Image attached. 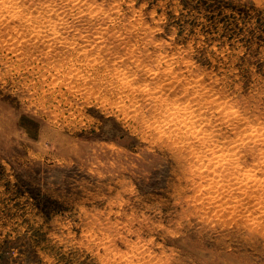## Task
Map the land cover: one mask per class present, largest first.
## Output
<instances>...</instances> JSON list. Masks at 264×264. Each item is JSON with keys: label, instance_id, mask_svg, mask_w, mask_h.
Wrapping results in <instances>:
<instances>
[{"label": "rangeland", "instance_id": "rangeland-1", "mask_svg": "<svg viewBox=\"0 0 264 264\" xmlns=\"http://www.w3.org/2000/svg\"><path fill=\"white\" fill-rule=\"evenodd\" d=\"M8 1L0 264H264V0Z\"/></svg>", "mask_w": 264, "mask_h": 264}, {"label": "bare ground", "instance_id": "bare-ground-1", "mask_svg": "<svg viewBox=\"0 0 264 264\" xmlns=\"http://www.w3.org/2000/svg\"><path fill=\"white\" fill-rule=\"evenodd\" d=\"M7 1L8 0H1L0 1V8L2 7V6H4L6 3H7ZM54 1V0H53ZM58 1V0H57ZM65 1V0H64ZM9 3H10V1H8ZM14 2V1H13ZM47 2V1H46ZM66 2V1H65ZM77 2V1H76ZM12 3V2H11ZM54 3V2H53ZM73 3H75V2H73ZM78 3V2H77ZM76 3V4H77ZM46 4V3H45ZM61 4V3H60ZM44 5V4H43ZM63 5V4H62ZM118 5V4H117ZM10 6V5H9ZM8 6V7H9ZM13 6V5H12ZM18 6V5H17ZM54 6V5H53ZM15 7V6H14ZM81 8V7H80ZM120 8V7H119ZM11 9V8H10ZM63 9V8H62ZM93 9V8H92ZM102 9V6H101V8H100V10ZM83 10V9H82ZM94 10V9H93ZM22 11V10H21ZM31 11V10H30ZM43 11V10H42ZM52 11H54V10H52ZM10 12V11H9ZM27 12V11H26ZM77 12V11H76ZM94 12V11H93ZM19 12H17V14H18ZM45 13V12H44ZM47 13H48V11H47ZM83 13H84V11H83ZM100 13V12H99ZM124 13V12H123ZM13 14V13H12ZM59 14V13H58ZM65 14V13H64ZM63 14V15H64ZM79 14V13H78ZM91 14V13H90ZM89 14V15H90ZM11 15V14H10ZM31 15V14H30ZM13 16V15H12ZM15 17V16H14ZM13 17V18H14ZM20 17V16H19ZM37 17V16H36ZM60 17H62L61 15H60ZM24 18V17H23ZM67 18V17H66ZM78 18V17H77ZM20 19V18H19ZM62 19V18H61ZM40 20V19H39ZM55 21V20H54ZM59 21V20H58ZM57 21V22H58ZM68 20H66V22H67ZM50 22V21H49ZM62 22V21H61ZM5 23V22H4ZM40 23V22H39ZM135 23V22H134ZM41 25V24H40ZM86 25V24H85ZM39 26V25H38ZM125 27V26H124ZM123 27V28H124ZM132 28V27H131ZM94 29V28H93ZM104 30V29H103ZM126 31V30H125ZM97 32H98V30H97ZM37 33H39V32H37ZM96 33V32H95ZM23 34V33H22ZM124 34V33H123ZM122 34V35H123ZM25 36V35H24ZM124 36V35H123ZM154 36V35H153ZM17 37V36H16ZM34 37H36V36H34ZM39 37V36H38ZM25 38V37H24ZM32 38V37H31ZM20 39V38H19ZM28 40V39H27ZM26 40V41H27ZM37 40V39H36ZM52 39H50V41H51ZM71 40V39H70ZM99 40V39H98ZM89 42V41H88ZM155 42V41H154ZM76 43V42H75ZM95 43V42H94ZM74 44V43H73ZM94 45V44H93ZM92 45V46H93ZM54 46V45H53ZM77 46V45H76ZM68 47V46H67ZM94 47V46H93ZM49 48H50V46H49ZM80 52V51H79ZM90 52H91V50H90ZM85 54V53H84ZM94 56V55H93ZM91 58V57H90ZM95 58V57H94ZM93 59V58H92ZM177 63V62H176ZM52 64V63H51ZM169 64V63H168ZM173 64V63H172ZM70 67V66H69ZM52 68V67H51ZM53 68H54V66H53ZM172 68V67H171ZM147 69V68H146ZM56 70H57V68H56ZM150 70V69H149ZM68 71V70H67ZM150 72H154V71H150ZM167 72V71H166ZM77 73V72H76ZM165 76V75H164ZM178 76V75H177ZM76 77V76H75ZM175 78H176V76H175ZM65 80V79H64ZM163 80V79H162ZM165 80V79H164ZM196 80V79H195ZM189 82V81H188ZM174 84V83H173ZM175 85V84H174ZM161 86V85H160ZM202 86V85H201ZM169 87V86H168ZM187 87V86H186ZM172 88V87H171ZM194 92V91H193ZM185 96V95H184ZM190 97V96H189ZM188 97V98H189ZM196 97V96H195ZM216 100H217V98H216ZM219 101V100H218ZM189 103V102H188ZM187 103V104H188ZM207 104V103H206ZM174 105H175V103H174ZM179 105V104H178ZM220 105V104H219ZM222 105V104H221ZM140 106V105H139ZM176 106V105H175ZM179 107V106H178ZM167 108V107H166ZM131 109V108H130ZM170 109V108H169ZM177 109V108H176ZM213 109V108H212ZM227 109V108H226ZM235 109V108H234ZM168 110V109H167ZM172 110H174L173 108H172ZM222 110V109H221ZM179 111H180V109H179ZM185 111V110H184ZM225 111V110H224ZM140 112V111H139ZM221 112V111H220ZM239 112V111H238ZM176 113V112H175ZM188 113V112H187ZM186 113V114H187ZM195 113V112H194ZM212 113V112H211ZM172 114V113H171ZM141 115H143V114H141ZM229 115V114H228ZM171 116V115H170ZM173 116V115H172ZM178 116H180V114L178 115ZM200 116V115H199ZM237 116V115H236ZM169 117V116H168ZM176 117V116H175ZM174 117V118H175ZM195 117V116H194ZM198 117V116H197ZM228 117V116H227ZM172 118V117H171ZM179 118V117H178ZM196 118V117H195ZM199 119V118H198ZM197 119V120H198ZM188 120V119H187ZM180 121V120H179ZM233 121V120H232ZM172 122V121H171ZM184 122V121H183ZM228 122V121H227ZM189 123V122H188ZM203 123V122H202ZM208 123V122H207ZM214 123V122H213ZM233 123V122H232ZM235 123V122H234ZM255 123V122H254ZM215 124V123H214ZM236 124V123H235ZM234 125V124H233ZM255 125V124H254ZM189 126V125H188ZM197 126V125H196ZM205 126H206V124H205ZM221 126V125H220ZM236 126V125H235ZM247 127V126H246ZM242 128V127H241ZM256 128V127H255ZM191 129V128H190ZM260 129V128H259ZM183 130V129H182ZM248 130V129H247ZM251 130V129H250ZM261 131H262V129H261ZM187 132V131H186ZM195 133H197V132H195ZM203 133H204V131H203ZM217 133V132H216ZM247 133V132H246ZM251 133H252V131H251ZM200 134H201V132H200ZM199 134V135H200ZM244 134V133H243ZM242 134V135H243ZM262 134V133H261ZM242 135H241V137H242ZM249 135V134H248ZM218 136V135H217ZM256 136V135H255ZM228 137H230V136H228ZM251 137V136H250ZM249 137V138H250ZM257 137V136H256ZM260 137V136H259ZM207 138V137H206ZM201 139H203V138H201ZM218 139V138H217ZM235 140V139H234ZM241 140H243V139H241ZM203 141V140H202ZM240 141V140H239ZM205 142V141H204ZM237 142V141H236ZM233 143V142H232ZM191 144V143H190ZM225 144V143H224ZM192 146V145H191ZM198 146V145H197ZM200 146V145H199ZM209 146V145H208ZM214 146V145H213ZM217 146V145H216ZM220 146V145H219ZM228 146V145H227ZM214 148V147H213ZM221 148V147H220ZM225 148V147H224ZM222 149V148H221ZM261 149V148H260ZM197 150H198V148H197ZM207 150V149H206ZM232 150V149H231ZM262 150V149H261ZM205 151V150H204ZM220 151V150H219ZM240 151V150H239ZM198 152V151H197ZM211 152V151H210ZM220 153V152H219ZM207 154V153H206ZM217 155V154H216ZM234 155V154H233ZM242 155H244V154H242ZM200 156H203V155H200ZM194 157V156H193ZM234 157V156H233ZM210 158V157H209ZM217 159V158H216ZM215 160V159H214ZM239 160V159H238ZM262 160V159H261ZM208 161V160H207ZM224 161V160H223ZM263 162V161H262ZM217 163V162H216ZM221 163V162H220ZM201 165H202V163H201ZM228 165V164H227ZM233 165V164H232ZM237 165H239V164H237ZM241 165V164H240ZM261 165V164H260ZM210 166H212V165H210ZM223 166V165H222ZM253 166V165H252ZM213 167V166H212ZM222 168V167H221ZM236 168V167H235ZM255 168V167H254ZM264 168V167H263ZM256 169V168H255ZM217 171V170H216ZM248 172V171H247ZM214 173H215V171H214ZM229 173V172H228ZM254 173H256V172H254ZM233 174H235V172L233 173ZM253 174V173H252ZM257 174V173H256ZM263 175V174H262ZM260 176V175H259ZM206 177V176H205ZM263 177V176H262ZM213 178V177H212ZM211 178V179H212ZM244 178V177H243ZM249 178V177H248ZM255 178H257V177H255ZM254 178V179H255ZM210 179V178H209ZM216 179V178H215ZM238 179V178H237ZM254 182V181H253ZM240 183V182H239ZM262 184V183H261ZM235 185V184H234ZM244 185V184H243ZM223 186V185H222ZM227 187V186H226ZM230 187H231V185H230ZM258 187V186H257ZM223 189V188H222ZM246 189V188H245ZM264 189V188H263ZM219 190V189H218ZM250 191V190H249ZM215 192V191H214ZM244 192H246V191H244ZM260 193V192H259ZM224 194V193H223ZM230 194V193H229ZM226 195V194H225ZM257 195V194H256ZM211 196V195H210ZM215 196V195H214ZM227 196V195H226ZM240 197V196H239ZM261 197V196H260ZM213 199V198H212ZM232 199V198H231ZM246 199V198H245ZM257 199V198H256ZM223 200V199H222ZM248 202V201H247ZM223 204V203H222ZM230 204V203H229ZM215 207V206H214ZM218 207V206H217ZM246 207V206H245ZM252 207H254V206H252ZM264 207V206H263ZM228 208V207H227ZM247 209V208H246ZM219 210V209H218ZM249 210V209H248ZM239 211V210H238ZM231 212V211H230ZM233 212V211H232ZM251 212V211H250ZM217 213V212H216ZM221 213V212H220ZM252 215V214H251ZM231 216V215H230ZM234 216V215H233ZM238 216V215H237ZM233 218V217H232ZM262 220V219H261ZM233 221V220H232ZM259 226V225H258ZM258 228V227H257ZM254 229V228H253ZM262 230H264V229H262ZM109 260V259H108Z\"/></svg>", "mask_w": 264, "mask_h": 264}]
</instances>
